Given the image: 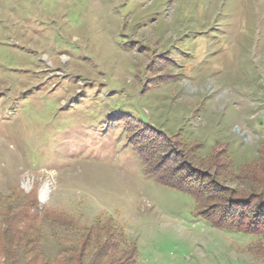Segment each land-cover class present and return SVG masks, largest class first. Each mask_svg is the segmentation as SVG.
Instances as JSON below:
<instances>
[{"label": "rangeland", "instance_id": "1", "mask_svg": "<svg viewBox=\"0 0 264 264\" xmlns=\"http://www.w3.org/2000/svg\"><path fill=\"white\" fill-rule=\"evenodd\" d=\"M127 117L198 144V156L256 158L264 0H0V212L34 195L52 262L109 221L136 264H264L257 238L210 227L143 174Z\"/></svg>", "mask_w": 264, "mask_h": 264}, {"label": "trees", "instance_id": "2", "mask_svg": "<svg viewBox=\"0 0 264 264\" xmlns=\"http://www.w3.org/2000/svg\"><path fill=\"white\" fill-rule=\"evenodd\" d=\"M164 78L169 79V74ZM117 120L124 124L127 143L137 154L145 176L187 196L194 214L210 227L257 238L259 243L251 251L264 261V140L256 158L237 165L225 148L213 149L207 157L198 156L199 145L179 134L168 136L143 119ZM170 151L174 156H169ZM228 184L237 189L229 190ZM14 204L0 212V264H136L134 244L109 221L85 230L73 248L52 262L41 249L34 195L24 196L18 211ZM46 220L59 226L66 223L52 215Z\"/></svg>", "mask_w": 264, "mask_h": 264}]
</instances>
